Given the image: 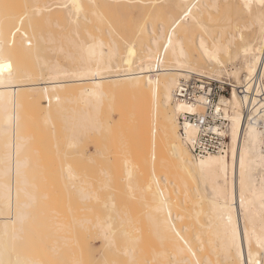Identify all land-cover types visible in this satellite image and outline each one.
I'll use <instances>...</instances> for the list:
<instances>
[{
    "label": "bare ground",
    "instance_id": "6f19581e",
    "mask_svg": "<svg viewBox=\"0 0 264 264\" xmlns=\"http://www.w3.org/2000/svg\"><path fill=\"white\" fill-rule=\"evenodd\" d=\"M101 8L115 23L125 43L123 46L110 35L112 34L111 30L97 12ZM221 8H225L224 11L220 10ZM233 15L243 16L247 19L248 25L231 26L228 20ZM75 16L87 17L92 21L89 25L84 22H75L71 25V29L76 32L91 30L89 37L79 44V54L70 56L75 65H71L70 61L66 64L51 61L48 53L40 48L39 56L34 54V57L39 64L45 66L47 72L46 77L40 75L38 81L34 82L31 79L34 57L28 49L29 40L22 37L20 34L22 28L15 21L26 19L27 24L35 29L50 31L52 23H64L68 18ZM204 17H208L212 22L222 21V23H216L212 27L203 22ZM138 20L141 22L136 24ZM244 27L249 29L247 33L243 31ZM106 31L109 32L107 36ZM137 33L138 35H136ZM56 34L63 35L60 32ZM54 37L56 36L54 35ZM68 45L73 46L69 42ZM232 47L234 48L232 49ZM224 56L227 57L226 60L223 58ZM227 65L230 67L228 68ZM195 67L198 68L195 69ZM204 67H207L208 71L201 70L205 69ZM25 68H28L24 71L28 79H21L18 83H14L12 78ZM191 75L210 77L221 82L232 79L230 82H233L234 87L245 89L244 93L239 94L233 88L230 97L222 96L219 99L217 109H221L230 121V145L223 153L195 157L181 136L179 115L203 111L200 105L178 101L174 97V91L179 81L183 78L187 79ZM72 82L78 83L73 88H67V85ZM117 85H122L127 90L120 89L121 91L118 92V89L114 87L116 88L115 92V89L112 88L114 96L117 97L118 95H115L117 93L119 96L122 94L124 104L127 101L132 104L127 102V105L131 106V110L129 106L126 108L125 105L124 107L122 101V103L119 101L121 105L117 108L118 101L116 99L115 102L114 99L113 103L106 104V106L112 104L113 110L110 111L111 107L108 106L107 109L110 110H106L109 114L106 111L108 115L104 113L105 117L100 119L98 114L101 96L108 93L105 91V87ZM113 92H111L112 96ZM122 92L130 93V95L127 96V93L124 95L125 93ZM36 95L41 98L38 105L44 103L43 125L39 124L38 113L41 115V112L33 110L37 113V118L35 113V116H32L31 108L27 107L29 99ZM126 96L129 98L125 101ZM66 101H76L70 112L65 109ZM39 102L41 103L39 104ZM25 103L30 111L26 108L24 111ZM49 103L55 104L56 107L52 105L50 108ZM114 107L118 109H116L117 112L125 116L119 117H124L120 119L122 124L126 120L128 123H132V110L136 113L135 124L125 122L122 133H120L122 125L119 120L120 124L115 126V130L112 127V125H116L115 122L118 123L110 117V113H116ZM125 108L129 110L125 111ZM128 111H131V113L129 112L131 115H128ZM27 114L28 116H26ZM130 117L131 120L126 119ZM54 118H56V123H53L55 122ZM30 119L33 120L32 124ZM44 123L47 127L44 126ZM57 123L58 125L61 123L62 127V134L60 133L58 136L54 129ZM27 125L31 127L29 131L32 130V134L31 131L28 133L29 135L26 133L29 132ZM39 125H41L40 129L43 127L42 131L51 132L54 129L52 131L54 135L56 134V138L61 136L59 137L60 141L52 135L53 133L50 134L52 147H55H51L52 153L58 157V153L63 154L60 159H67H64L61 164H56V166H60L56 167L54 173L49 172L48 169L49 174L47 171L44 174L41 173L44 171L42 165L45 166L44 156L40 153L38 155L36 152L39 150L37 148L33 150L30 145L31 136L32 145L38 143L36 135H39L38 132L41 131L37 130ZM48 125L52 129L48 128ZM106 127L112 128L113 131L110 129L112 136L116 134V131L119 133L115 137L110 136L113 138L111 139L108 137L110 135L107 134L108 131L104 132ZM102 128L104 137L100 133L99 136L94 135ZM124 129L127 131L130 129L128 133H132V135L126 133ZM159 129L162 130L166 140L167 155L159 152ZM185 130L187 138L195 134V129L190 125H187ZM87 134L90 138H86ZM121 134H126L129 137ZM91 135L98 136L95 137L96 139L102 137L105 147L102 145V138L96 140ZM53 136L57 144L59 141L60 147L55 145V142L52 143L55 140ZM0 137L4 139L0 142V264H43V262L46 264H64L63 262L65 264H81L83 261L85 264H96L95 261L99 260L101 261L99 264L107 262H109L108 264L112 262H114L113 264H126L125 262H129L127 264H264V0H0ZM91 137L94 142L96 140V144L98 141L99 145H94V143L93 150L88 149L87 153H83L85 152L83 144L90 145ZM107 138L110 139V142ZM114 138H118L119 142ZM130 138L136 146L147 140L146 154L138 152V156L133 158L132 152H130L132 147L129 148L131 145L128 143ZM83 139L84 141L86 139V142L87 139L88 142L91 141L84 143ZM81 140L82 144H80ZM114 140L116 145L113 144ZM106 142L109 145L112 143L113 147L107 145ZM117 142L121 143L119 146L124 147L120 148ZM108 146L118 150V153L112 149L113 152H110L107 149ZM115 146L117 147L114 148ZM80 148L82 151L79 150ZM54 149L57 150V153ZM32 150L36 152L34 153ZM77 150L78 153H75ZM128 150L132 157V163L128 160V158L130 159V156H127L129 154L125 152ZM115 152L117 156L124 152L123 154L128 158L120 155L117 158L121 161L118 160L119 165H117V161L112 162L116 159ZM69 153L71 157H74H69V159L67 156ZM98 153H101L100 157ZM108 153H113L111 155L113 160H109ZM83 154L85 158L82 157ZM103 154L106 155V159L103 158L105 155L101 157ZM107 155L109 156L107 157ZM77 156L79 158H76ZM121 156L125 160H122ZM81 157L83 162L87 158L91 167L87 163L83 165ZM94 157L100 158V161L103 158V163L99 162L97 158L93 160ZM74 158L77 162L80 159L79 164L85 167L80 166L76 161L74 163ZM61 160L57 159L56 162L60 163ZM69 160L71 161L69 162ZM89 160H93L92 163ZM38 161L39 163H37ZM94 161H97L98 164ZM122 161L125 163L124 169L123 164L120 166ZM99 163L103 164L104 169ZM108 163L110 167H108ZM93 164L98 167L97 173H99V168L102 169L100 175L97 174L98 180L95 179L96 170L95 175L92 170ZM37 165L38 171L35 170ZM115 166L116 168L119 166L121 171L116 170ZM80 167L85 168V170L83 169L85 173L87 172L85 175ZM86 168H90L88 170L94 175L91 179L93 182L96 181V184L97 181H101L100 176L107 179V182L103 178L104 182L98 183L99 186L103 183V188L108 186L106 188L108 192L101 187L102 191L107 194L110 191L107 196L100 199L102 207L105 209V213L102 210L104 214L100 215L98 214L99 210H94V212L98 211L96 213L98 215H96L90 207L91 203L89 202L98 198L100 195L98 190L101 188L99 186L94 188L93 184L95 185V183L92 184L91 179H85L92 175ZM108 171L114 174H111L110 177L106 175ZM121 173L124 174L123 177H121ZM46 174L49 175V178L51 177L50 180H57L55 181L57 185L62 182L60 185L62 188L60 187L61 189L58 188V190H62V193L66 191V196L70 192L73 193L75 198L71 194L72 198L74 201L77 198L79 201L77 200L76 203L81 205H78L79 210L84 206L88 211L79 212L75 209L73 212L69 209V205L68 209L64 206L69 212L66 215L64 210H58V212L57 208L52 207L48 212L43 208L45 200L50 201V199H46L50 196L47 195L46 189L44 190L47 179L43 178H46ZM82 174L87 177L83 178ZM118 174L120 175L119 179L115 177ZM38 178L46 181H44V186L42 185L43 189L38 186L41 184ZM110 178L117 179L112 181L113 184L117 183L115 186L111 183L112 179L109 180L110 183L108 182ZM36 179L39 182L35 181ZM175 180L178 184L175 183ZM56 183H53V187ZM121 183L122 191L130 190V192L124 190L123 193L125 196L126 193L127 195L131 194L129 197H132L135 207V209L132 208V214L129 213V211L131 212L129 209L126 210L127 212L124 211L127 208L123 210L125 205L119 207L121 209L123 206L122 211L114 205L115 201L113 202L112 199L114 195L111 196L110 188L113 191H121L117 188V185ZM47 184L52 187V184ZM110 184L115 189L109 187ZM67 191L70 192L67 193ZM97 191L99 195H97ZM61 192L58 193L59 196L62 195ZM127 197L126 200H129L130 198ZM42 198L43 200L45 198L43 203L40 201ZM36 206L39 208L38 211L41 210L38 214H36ZM137 207H140V211L136 210ZM42 209L46 215L43 214ZM32 210L36 212L34 215L37 217V221L35 217L31 216ZM33 211L32 213H34ZM52 212L54 213L52 214ZM56 213H60V216L63 215L64 221L62 219L60 221V216ZM64 215L69 216V220L73 216V219L67 222ZM41 216H43L42 218L47 216L46 219H49H43L44 223ZM65 220L66 224H64ZM189 220H193V222H188ZM47 221H50L49 224ZM114 223L117 226H114ZM30 224L34 230H37L35 232L31 229L35 233L33 237L35 240V236H38L37 240L41 241L47 236L49 237L50 244L46 241L47 239L42 242L38 240L41 243L36 240L37 244L40 243L42 246L38 247L37 245L35 249V251L41 250L38 255H47L48 263L45 262L46 260L42 262L40 260L42 258L38 259L39 256L34 258L36 252L30 254L31 251L26 250L29 249V246L25 249L29 255L26 251L23 252L24 248L22 247H26V244L29 243H26L25 239L28 237L26 234L30 231H27L28 228L30 229L28 227ZM40 224L44 226L40 227ZM51 226L53 228L49 230ZM76 230L77 232H75ZM82 231L90 233H85L89 236L88 239V236L84 235L89 240L85 243L78 237ZM42 232L45 236L42 235ZM63 232H67L70 236ZM74 232L77 235L75 234V237L72 238L71 233ZM115 232L120 234L123 239L125 238L124 241L121 242L118 239L119 236H114ZM31 233L30 238L33 236ZM29 237L26 241H29ZM122 237H120L121 240H123ZM34 239H30L29 244L35 241ZM70 239L72 241L76 239L78 245L83 244L79 245L80 248L76 245V241V244L66 245L65 242L68 241V244ZM93 240H98L99 245H96ZM46 242L50 245L49 249ZM61 243L70 246L71 253H77L74 256L73 253H68L64 245L61 247ZM45 244L46 250H50L51 254L43 249ZM85 244L88 250L85 249L83 254L81 251L82 248H86ZM114 244L116 247L122 245L120 249L114 247L116 251L119 250L117 251L118 255L112 250L109 251V248ZM74 249L75 251H73ZM106 251L111 252L112 255L108 252L107 254ZM52 253L58 254V256L52 257ZM103 253L107 255L109 261H105L107 257ZM119 253L120 257H118ZM77 254H81V257ZM84 256L87 257H85L87 260ZM51 260L54 263H50ZM114 260L118 263H115Z\"/></svg>",
    "mask_w": 264,
    "mask_h": 264
},
{
    "label": "rangeland",
    "instance_id": "374dc122",
    "mask_svg": "<svg viewBox=\"0 0 264 264\" xmlns=\"http://www.w3.org/2000/svg\"><path fill=\"white\" fill-rule=\"evenodd\" d=\"M224 9H225V8H221L220 10L224 11ZM97 12H98V14L102 17V19H103L104 22L106 23L107 27L111 30L112 34H110V35H112L116 40H118L119 44H120L121 46H123L125 43H124V41H123V38H121V36H120V32L117 30V27H116L115 23L113 22V20H112V19H111V18H110L105 12H104V10H103L102 8H101V10H98ZM217 13H219V12H217ZM219 14H220V13H219ZM217 15H218V14H217ZM208 19H209L208 17H204L202 20H203L204 23H206L207 25L212 26V27H213V25L216 24V23H222V21H216V23H215V22H212L210 19H209V20H208ZM148 20H149V19H148ZM75 22H84V23H86V24L89 25V24H91L92 21H91V19H89V18H87V17L84 18L83 16H75V17H73V18H68V20H66L64 23H62V22H54V23H52V25H51L52 28H51L50 31H45V30H42V29H35L34 27L29 26V25L27 24L26 19H21V20H16V21H15V23H16L17 25H19V26L22 28V31L20 32V34L22 35V37H24V38H26V39L29 40L27 45H28V49H29V51H30V54H31V55L33 54V57H34V54H37V55H38V54L40 53V48H42L43 50H45V51L48 53V55H49L51 61H59V62H62V63H64V64H66L68 61H70L69 63H70L71 65H73V66L75 65V62H72V59H71L72 56H71V55H73V56H77V55L79 54V51H78V50H79V44H80L82 41H84L85 38L89 37L90 31H91V30H83V31H81V32H76V31L72 30V29H71V25L74 24ZM139 22H141V20H138V21L136 22V24L139 23ZM228 23H229L231 26H233V25L241 26V24H242V25H245V26L248 25V23H247V19L244 18L243 16H238V15H233V16H231V18L228 20ZM209 26H208V28L211 29V27H209ZM243 31H245V33H247V32L249 31V29L244 27V28H243ZM57 32L63 33V35H59V34L57 35V34H56ZM105 34H106V36H107V34H109V32L106 31ZM54 35H55L56 37H54ZM136 35H138V33H137ZM136 35H135V37H136ZM139 35L141 36L142 34H139ZM68 42H69V44H72L73 46L68 45ZM233 48H234V47H232V49H233ZM38 56H39V55H38ZM70 56H71V57H70ZM223 58H224L225 60L227 59L226 56H224ZM227 67L229 68L230 65H227ZM197 68H198V67H195V69H197ZM204 68H205V69H201V70H205V71H206V70H207V67H204ZM25 70H28V68L22 69V72H21L20 74H18L17 76H14V77L12 78V80L14 81V83H18L19 80H21V79H28V78L26 77V75L24 74V71H25ZM31 70H32V74H33V76H32L31 79H32L34 82H37V81H38V78H39L40 75L46 77V72H47V71L45 70V66L42 65V64H39V63L36 61V58H35V57H34V65H33V68H31ZM207 71H208V70H207ZM230 79H231V78H230ZM230 81H232V79H231ZM77 83H78V82H72V83H70V85H67V88H69V89H70V88H73ZM114 87H116V88L118 89V92L121 91V90H122V91L127 90V89H125L122 85L105 87V91L108 92V93H107V94H103V95L101 96V104H100V107H99V114H98L99 117H100V119H101V117H105V116H103L104 113H105V115H108V114H109L107 110H110V109H111L110 111L113 110V109H112V104H111L110 106H109V104H108V106L111 107L110 109H109V108L107 109L108 106H106V104H107V103H110V102H112V101H114V99H115V102H116V99H117V101H118V102L116 103V104H117V108L120 107V105H121L122 102H123L122 104L124 105V107H125V105H126V108L129 106V109H130V107H131L130 105H127V104L129 103L128 101H127L128 103L125 102L126 104H124V101H123L124 99H123V95H122V94L119 96V94L116 92L117 94H115V95H118V96H117V97L114 96V92L116 91V88H114ZM112 88L115 89L114 92H113V89H112ZM106 89H109V90H106ZM120 89H121V90H120ZM123 89H124V90H123ZM109 91L113 92V96L111 95L112 93L109 92ZM122 93H125L124 95H126L127 92H122ZM127 94H128V93H127ZM129 95H130V93H129L127 96H129ZM127 96L125 97V101L128 100V98H129V97L127 98ZM114 97H115V98H114ZM120 97H121V98H120ZM40 99H41V98H39V96H37V95H36L35 97H34V96L31 97V98L29 99V101H28L29 104L27 103V107H28V108H31V112H33V113H32V116H35V114H36L37 118H38V115H37V113H35L33 110L36 109V110H35L36 112H41V115H40V113H38V114H39V118H40V119H39V120H40L39 124L41 123V124L43 125V123H42V117H43V114H42V113H43V110H44V103L39 102V104H40V103H41V104L38 105V101H39ZM121 99H122V100H121ZM34 100H35V101H34ZM131 100H132V99H131ZM40 101H41V100H40ZM119 101H120V102L122 101V102L119 103ZM129 101H130V99H129ZM32 102H33V105H34V106L32 105ZM73 102H74V103H73ZM73 102H72V101H66V102L64 103V104H65V109L67 110V112H70V111L72 110L73 105L76 104V103H75L76 101H73ZM35 103H37V104H35ZM112 103H113V102H112ZM118 103H119V105H118ZM129 104H131V103H129ZM35 105H36V107H35ZM49 105H50V108H51V106H52L53 104L49 103ZM131 105H132V104H131ZM115 106H116V105H115ZM27 107H26V103H25L24 109L26 108L27 110H29ZM32 107H34V108H32ZM53 107H56V105L54 104ZM124 107H123V109H124ZM117 108L114 107V109H115L114 112H116V113H110V114H111L110 117H112L113 120L115 119L114 121H117V122H118V120L120 121V119H123L125 116H124L123 114H120L119 112H117V111H116ZM121 108H122V107H121ZM126 108H125V111H126V110H129V109H126ZM26 109H25L24 111H26ZM37 109H38V111H37ZM106 109H107V110H106ZM119 109H120V108H119ZM101 110H105V111L103 112V111H101ZM117 110H118V109H117ZM130 110H131V109H130ZM29 111H30V110H29ZM106 111H107L108 114H106ZM27 112H28V111H27ZM27 112H26V113H27ZM129 112L131 113V111H128V112H127L128 115H131ZM26 113H25V114H26ZM28 113H29V112H28ZM34 113H35V114H34ZM119 114H120V115H119ZM124 114H125V113H124ZM100 115H101V116H100ZM122 115H123L124 117L119 118V117L122 116ZM125 115H126V114H125ZM128 115H127V116H128ZM26 116H28V114H27ZM30 116H31V115H30ZM117 116H118L119 119L117 118ZM127 116H126V117H127ZM110 117H109V118H110ZM128 117H129V116H128ZM33 118H34V117H33ZM109 118H108V119H109ZM135 118H136V113H135V111L132 110V123H128L127 120H126L125 122H127L128 124H132V125H134V124H135ZM55 119H56V118H54L53 121H55ZM104 119H105V118H104ZM110 119H111V118H110ZM126 119H130V120H131V117H130V118H126ZM26 120H27V119H26ZM30 120H32V119H30ZM34 120H35V118H34ZM36 120H37V119H36ZM124 120H125V119H124ZM37 121H38V120H37ZM57 121L59 122V120H57ZM114 121H113V123H114ZM128 121H129V120H128ZM111 122H112V119H111ZM120 122H121V121H120ZM120 122H118V123L115 122L116 125H112V127L114 128L113 130H115V126L117 127V124L119 125ZM125 122H123V124H124ZM32 123H33V120H32V122H31V124H32ZM36 123H37V122H36ZM36 123H35V124H36ZM53 123H56V121L53 122ZM28 124H30V123H28ZM123 124H122V122H121V125H122V126H121V125H120V126H121L122 129H120V130H121L120 133H122L123 126H125V125H123ZM37 125H38V124H37ZM37 125H35V126H37ZM110 125H111V124H110ZM44 126H46L45 123H44ZM128 126H129V125H128ZM27 127H28V125H27ZM38 127H39V128L37 129L38 131H40V130L43 128V127H42V128L40 129L41 125H39ZM46 127H47V126H46ZM46 127H44V128L46 129ZM49 127H50V126L48 125V128H49ZM55 127H56V128H54V129H56L55 133H56L57 136H58V134L61 133V129H62V127H61V123H59V125H58V123H57V124L55 125ZM109 127H111V126H109ZM118 127H119V126H118ZM29 128H31V127H28V128H27L28 131H29ZM36 128H37V127H36ZM48 128H47V129H48ZM50 128H51V127H50ZM107 128H108V127H106V129H105L104 132L107 133V131H108L107 134H110L113 130H112V128H110L112 131H111L109 128H108V130H107ZM124 128H125V127H124ZM130 128H131V127H130ZM27 129L25 128V131H26ZM39 129H40V130H39ZM45 129H44V130H45ZM51 129H52V128H51ZM54 129H52V130L54 131ZM33 130H34V126H33ZM37 130H36V131H37ZM52 130H51V132H50V131L47 132L46 130H45L46 132H45V131H42V130H41L40 132L37 131V132L39 133V135H36V134H35V135L38 136V138H37V142H38V143H37V145H34V146L32 145V142H31V141H32V139H31L32 136L30 137V145L32 146V149L34 150L35 148H37V150H39V151H38V152L35 151V152L38 153V155H39V153H40L41 155L43 154L42 156H44L43 158H44V164H45V166L42 165V166H43L42 169H44V171L41 172L42 174H44V172L47 171V169H48L49 172H53V173H54L56 167H57V166H60V165H57V166H56V164H61V163H63V162H64V161H63L64 159L67 160L66 158H63V160H61V159H62L61 157L63 156V154L58 153V155H59V157H58L57 155H54L55 153H54V154L52 153V152H53V149L51 150V147H52L53 144H51V136H50L51 133H53L52 135H54V132H53ZM116 130H117V128H116ZM124 130L126 131V133H128V131H129L130 129H128V131H127L126 129H124ZM30 131H31V134H32V130H30ZM30 131H29V132H26V133L28 134V133H30ZM34 131H35V130H34ZM110 131H111V132H110ZM37 132H36V133H37ZM101 132H102V133H101ZM104 132H103V128H102L101 131L95 133L94 135H96V134L98 135V134L100 133V135L103 136V133H104ZM114 132H115V131H114ZM114 132H113V133H114ZM129 132H130V131H129ZM46 133H47V134H46ZM106 133H105V134H106ZM118 133H119V132L116 131V134H115V133H114V134L117 135ZM123 133H124V131H123ZM56 134L54 135L55 138H56ZM61 134H62V133H61ZM128 134H129V133H128ZM130 134L132 135V133H130ZM130 134H129V135H130ZM28 135H29V134H28ZM33 135H34V134H33ZM94 135H91V136L94 137L93 139H96L95 137H98V136H99V135H98V136H94ZM115 135L112 136V135L110 134V135H108V137H110V136L115 137ZM121 135H123V134H121ZM54 136H53V138H54ZM85 136H86V135H85ZM123 136H126L127 138L129 137V136L126 135V134H124ZM34 137H35V136H34ZM59 137H61V136H59ZM59 137H57L56 139L58 140ZM87 137L90 138V136H88V134H87L86 138H87ZM103 137H104V136H103ZM106 137H107V135H106ZM112 137H110V138L113 139ZM119 137H121V136H119ZM131 137H132V136H131ZM53 138H52V140H53ZM55 138H54V139H55ZM101 138H102V137H101ZM101 138H100V139H101ZM56 139L53 140L52 143H54V142L56 141ZM60 139H61V138H60ZM60 139H59V140H60ZM93 139H92V137H91L92 143H90V145H89V144H83V145H84V149H85V150L83 149V151H85V152H83V153H87V150H88V149L93 150V149H94V146H93L94 143H95L94 145H99V142H98V141H97L98 144H96V140H100V139H96L95 142H94ZM114 139H116V140L119 142L118 138H114ZM122 139H126V138H122ZM2 140H4V139H3L2 137H0V142H1ZM91 140H90V141H91ZM105 140H106V139H105ZM105 140H104V142H105ZM107 140H108V138H107ZM109 140H110V139H109ZM109 140H108V141H109ZM120 140H121V139H120ZM158 140H159V142H158L159 152H160L161 154H163V155H167L166 140H165L164 137H163V133H162V130H161V129H159V132H158ZM33 141H34V140H33ZM45 141H46V143H45ZM60 141H61V140H60ZM81 141H82V140H81ZM83 141H84V139H83ZM83 141H82L80 144H82ZM90 141H89V142H90ZM108 141H107V142H108ZM114 141H115V140H114ZM114 141H113V144L116 143V141H115V142H114ZM127 141H128V139H127ZM146 141H147V140H145L143 143H141V145L136 146V145L131 141V138H130V140H129L128 143H129V145H131V146H129V148L132 147V148H131L132 151H130V152H132V157H133V158H136V156H138V154H137L138 152H139V154H146V151H147V148H148V144H147ZM85 142H86V139H85L84 143H85ZM89 142H88V139H87V142H86V143H89ZM101 142L103 143V138H102V141H101ZM107 142H106V144L109 145ZM109 142H110V141H109ZM118 142H117V145L119 146L121 143L119 144ZM120 142H122V141H120ZM123 142H124V141H123ZM125 142H126V141H125ZM33 143H34V142H33ZM35 143H36V142H35ZM35 143H34V144H35ZM130 143H131V144H130ZM56 144H57V142H55V145H56ZM80 144H79V145H80ZM110 144H111V145H109V146H112V147H113L112 143H110ZM83 145H82V146H83ZM88 145H89V146H88ZM102 145H104V143H103ZM114 145H116V144H114ZM122 145H124V144H122ZM125 145H126V143H125ZM31 146H30V148H31ZM45 146H46V147H45ZM57 146L60 147V145H59V141H58ZM86 146H87L88 148H87ZM109 146H108V147H109ZM44 147H45V148H44ZM59 147H57V148H59ZM85 147H86V148H85ZM101 147H102V146H101ZM103 147H105V145H104ZM116 147H117V146H115L114 148H116ZM119 147L122 148V147H124V146H119ZM43 148H44V149H43ZM52 148H55V147H52ZM57 148H56V149H57ZM61 148H62V143H61ZM95 148H96V147H95ZM106 148H107V147H106ZM106 148H104L106 151H107V149H109L110 152H113L112 150H114V151H117V153H118V150H116V149H113V148H110V147L107 148V149H106ZM120 148H119V149H120ZM125 148H126V147H125ZM56 149H54V150H56ZM77 149H78V148H77ZM98 149H99V148H98ZM111 149H112V150H111ZM117 149H118V148H117ZM123 149H124V148H123ZM131 149H130V150H131ZM135 149H136V150H135ZM33 150H32V152H34ZM79 150L82 151L81 148H80ZM101 150H102V149H101ZM105 150H104V151H105ZM120 150H121V149H120ZM44 151H45V153H44ZM48 151H49V152H48ZM50 151H51V152H50ZM106 151H105V153H106ZM123 151H124V150H123ZM32 152H31V153H32ZM35 152H34V153H35ZM125 152H127V153L129 154V155H127V156H130V155H131L130 152H129V150H128V151H125ZM56 153H57V150H56ZM75 153H78V150H77V152H75ZM75 153H74V154H75ZM81 153H82V152H81ZM81 153H79V155H81ZM102 153H104V152L102 151ZM123 153H124V152H123ZM123 153L121 152L120 155H122L124 158H126L127 156L124 155ZM74 154H73V155H74ZM98 154H99V155H98ZM98 154H97V155L100 157V154H101V153H98ZM108 154H109V153H108ZM112 154H113V153H112ZM112 154L110 153V154H109L110 156L107 155V157L109 156V160H113V159H112L113 156L111 157ZM125 154H126V153H125ZM38 155H37V156H38ZM41 155H40V156H41ZM53 155H54V156H53ZM76 155H77V154H76ZM79 155H78V156H79ZM104 155H105V154H103L101 157H103ZM114 155H116L115 158H116L117 160L115 159V160H113L112 162L115 163V161H117L116 164L119 165L118 160H119V161H121V160L118 159L117 157H119L120 155L118 154L119 156H117L116 152H115ZM34 156H35V155H34ZM40 156H39V157H40ZM67 156H68V158H69V157H71V154L69 153ZM67 156H66V157H67ZM78 156H77L76 158H79ZM95 156H96V154H95ZM122 156H121L120 158H122V160H123L124 158H123ZM51 157H52V158H51ZM73 157H74V156H72L71 158H73ZM82 157L85 158L84 154H83ZM82 157H81V161H82L81 163H83V165H84V163H87V165L89 166V163H88L87 158H86V160L83 158V159H84V162H83ZM105 157H106V155H105L103 158H105ZM132 157L130 156V159H129L128 157H127V158H128L129 161H131V160H132ZM35 158H37V157L35 156ZM56 158H57L58 160H61L60 163H59V161L56 162V160H57ZM60 158H61V159H60ZM95 158H97V157H94L93 160H96ZM103 158H102V161L99 160L100 158H97V160H99V162H102V163H103V161H104ZM52 159H53V161H52ZM69 159H70V158H69ZM74 159H75V158H74ZM105 159H106V158H105ZM79 160H80V159H78V162H77L76 159H75V160H74V163H75V161H76L77 164H79V163H80ZM93 160H92V161H93ZM107 160H108V158H107ZM124 160H125V159H124ZM51 161H52V162H51ZM70 161H71V160H69V162H70ZM86 161H87V162H86ZM90 161H91V160H89V162H90ZM92 161H91V163H92ZM40 162H41V164L43 163V162H42V157L40 158ZM72 162H73V161H72ZM94 162H95V161H94ZM94 162H93V163H94ZM108 162H110V161H108ZM37 163H39V161H38ZM50 163H51V164H50ZM52 163H53V165H52ZM95 163L98 164L97 161H96ZM95 163H94V164H95ZM102 163H99V164H102ZM106 163H107V161H106ZM110 163H111V162H110ZM131 163H132V161H131ZM131 163H130V164H131ZM49 164H50V165H49ZM71 164H73V163H71ZM94 164H93V165H94ZM111 164L114 165L113 163H111ZM122 164H123V166H122ZM79 165H80V164H79ZM79 165H77V166L79 167ZM83 165L81 164L80 166H83ZM85 165H86V164H85ZM87 165H86V167H87ZM90 165H92V164H90ZM112 165H111V166H112ZM39 166H40V165H39ZM50 166H51V167H50ZM98 166H100V165H98ZM120 166H122L123 169H124V167H125V163H124V161L121 162V165H120ZM53 167H54V168H53ZM83 167H85V166H83ZM89 167H91V166H89ZM92 167H94V168H92V170H94V175H95V170H96V175H97V174L100 175L101 170L104 169V166H103V164H102V167H103V168H102L101 170H100V168H99V173H97V172H98V170H97V169H98L97 165H96V166L94 165V166H92ZM96 167H97V168H96ZM100 167H101V166H100ZM106 167H107V164H106ZM108 167H110V164H109V163H108ZM35 168H36L35 170L38 171V169H37V168H38V165H37ZM59 168H60V167H59ZM76 168H77V167H76ZM80 168H81V167H80ZM80 168H79V169H80ZM112 168L114 169V166H113ZM42 169L40 168V170H42ZM57 169H58V168H57ZM81 169H82V168H81ZM83 169L85 170V168H83ZM83 169H82V172H84ZM88 169H90V168H86V170H88ZM113 169H111V170H113ZM115 169H116V170L119 169V166H118L117 168H116V166H115ZM50 170H51V171H50ZM59 170H60V169H59ZM105 170H107V169L105 168ZM116 170H115V174H116ZM119 170H120V169H119ZM48 171H47V173H48ZM78 171H79V170H78ZM88 171L91 173L90 170H88ZM120 171H121V170H120ZM123 171H124V170H123ZM123 171H122V172H123ZM79 172H81V171H79ZM82 172H81V173H82ZM89 172H88V174H90ZM92 172H93V171H92ZM106 172H107V171H106ZM110 172H111V171H108V174H106V175L110 176L111 174H114L113 172H111V173H110ZM38 173H39V172H38ZM53 173H51V174H53ZM58 173H59V172H58ZM86 173H87V172H86ZM86 173L84 172L83 174L85 175ZM35 174H37V173H35ZM39 174H40V173H39ZM48 174H49V173H48ZM48 174H46V178H43V179H45V180L47 179V180H46L47 182L44 180V181L46 182V183H45V188L43 187V186H44V181L41 180L42 177H41V178H38V179H40V180H39L40 182L37 181V179L35 180V181L41 183V184L38 185L39 188H42V189L44 188V190L46 189L45 191H47V193H48L47 195L50 196V198H48V197L46 198V195H45V198H46V199H50V201H48V202H47V200H45V198H44V200H45L46 202H44L43 198L40 200L42 203H43V202L45 203L43 208H45L46 210H48V212L50 211V208H52V207H54L55 209L57 208V211H58V210H60V211H61V210H62V211L64 210V211L67 213L66 215H68V213H69V212L66 211V210L69 208V207H67V206H69V205H70V208H69V209L73 210V212H75V211H74L75 209L79 210V206H78V205H80V204H77V203H76L77 200H78L77 198H76L75 201H74V199L72 198V197L74 196L73 193L70 192V191H69V192H70V193H69V192L67 191V193H69L70 195L68 194V195L66 196V191H64L65 193H64V192L62 193V192H61L62 190H58V188H59V189L62 188V187L60 186L62 182H61L59 185H57V183L55 182V181H57V180H55V181H54V180H50L51 177L49 178V175H48ZM51 174H50V175H51ZM83 174H82V175H83ZM88 174H87V175H88ZM91 174H92V175H89L90 178H89V176L87 177V176H84V175H83V178L87 177V178H85V179H91V177L94 176L93 173H91ZM102 174H103V173H102ZM102 174H101V175H102ZM121 174H122V173H121ZM40 175H41V174H40ZM80 175H81V174H80ZM96 175H95V179L98 180V179H99V178H98V175H97V177H96ZM106 175H105V176H106ZM123 175H124V174H122L121 177H123ZM41 176H43V175H41ZM44 176H45V175H44ZM47 176H48V177H47ZM51 176H52V175H51ZM55 176H56V175H55ZM58 176H59V175H58ZM108 176H107V178H109ZM113 176H115V175H113ZM113 176H112V177H113ZM119 176H120V175L118 174V175H116L115 177H118V179H119V178H120ZM56 177H57V176H56ZM101 177H102V176H100V180H101L100 182H104V181L107 180L106 177H105V178L103 177V178H104V181H102L103 178H101ZM110 177H111V176H110ZM35 178H37V177H35ZM52 179H53V177H52ZM55 179H57V178H55ZM111 179H112V178L108 179V182H109V183H110L109 180H111ZM113 179H114V178H113ZM113 179L111 180V183H112ZM58 180H59V179H58ZM114 180H117V179L115 178ZM41 181H42V182H41ZM48 181H50V182H48ZM88 181H89V180H88ZM37 182H36V183H37ZM59 182H60V181H59ZM59 182H58V183H59ZM90 182H91L92 184L95 183V185L93 184V187H94V188H95V186H99L98 183H100L99 181H97V184H96V181L93 182L92 179L90 180ZM106 182H107V181H106ZM119 182H120V181L118 180V184H119ZM47 183L52 184V187H53V183H56V184H54V187H53L54 189L51 187V185H49V184H47ZM114 183H115V181H114ZM175 183L178 184L176 180H175ZM46 184H47L48 186H47ZM102 184H103V183L100 184L101 186H99V188H101V187L103 186ZM107 184H108V183H107ZM112 184H113V183H112ZM115 184H117V183H115ZM115 184H113V185L115 186ZM42 185H43V186H42ZM108 185H109V184H108ZM40 186H41V187H40ZM49 186H50V187H49ZM118 186H119V187H118ZM120 186H122V183H121L120 185H117V188H118L119 190H121ZM60 187H61V188H60ZM63 187H64V186H63ZM107 187H108V186H107ZM107 187H106V188H107ZM109 187H113V186L110 184ZM122 187H123V186H122ZM96 188H97V187H96ZM102 188H103V187H102ZM102 188H101L100 190H98V188H97V190L100 191V192H99L100 195L98 194V191H97V195H99L100 197L98 196L97 199L93 200V201H95V202H93V201L89 202V203H91V206H90V207H92L93 212H94V210H99L100 212H99L98 214H100V215H101V213H102L103 211H104V213H105V209L102 207V203L100 202V199H101V198L103 199L105 196H107V195L110 193V191H109V193L107 194L108 190H107L105 187H104V188L107 190V192L102 191ZM104 188H103V189H104ZM113 188H114V187H113ZM117 188H116V189H117ZM105 189H104V190H105ZM114 189H115V188H114ZM122 189H123V188H122ZM44 190H43V191H44ZM50 190H51V191H50ZM64 190H65V189H64ZM110 190L112 191L111 196L114 195V196L112 197L113 202L115 201V202H114V205H115L116 207L118 206L117 208H118L119 210H121V211H122V207H123V206L121 207V209H120L119 207H120L121 205H125L126 207L124 206L123 210H124L125 208H127V209H125L124 211H126V210L128 211V209H129V210H131V212L129 211V213L132 214V211H133L132 208L135 209V207L133 206V203H134V202L132 203V201H133V200H132V197H131V196L129 197V195H131V194L128 193V195H127V193H126V196H125V195H124L125 193H123L124 190H125L126 192H130V190L127 191L126 189H124L123 191L121 190L122 192H121V191H118V192H121V193H118L117 190H116V191H115V190L113 191V189H111V188H110ZM40 191H42V190H40ZM57 191L61 192L62 195L59 196V194H58L59 192H57ZM42 193H43V192H42ZM44 193H46V192H44ZM44 193H43V194H44ZM61 193H60V194H61ZM131 193H132V191H131ZM51 194H52V195H51ZM56 194H57V196H56ZM71 194H72L73 196H71ZM122 194H123V195H122ZM101 195H102V196H101ZM117 195H118V196H117ZM62 196H63V197H62ZM65 196H66V197H65ZM127 196L130 198V199H129L130 201H129L128 199L126 200V197H127ZM128 197H127V198H128ZM57 198H58V199H57ZM69 198H70V199H69ZM71 198H72V199H71ZM74 198H75V196H74ZM114 198H115V200H114ZM51 199H52V200H51ZM65 199H66V200H65ZM123 199H124V200H123ZM54 200L56 201V203H55ZM67 200H68V201H67ZM125 200H126V201H125ZM59 201H60V202H59ZM61 201H63L64 203L61 202ZM78 201H79V200H78ZM101 201H102V200H101ZM128 201H129V202H128ZM41 202H40V203H41ZM57 202H58V204H57ZM59 203H60V204H59ZM67 203H68V205H66ZM81 203H83V202L81 201ZM124 203H125V204H124ZM49 204H50V205H49ZM62 204H63V205H62ZM64 204H65V205H64ZM83 205H85V203H83ZM83 205H82V206H83ZM39 206H40V204H39ZM41 206H43V205H41ZM59 206H60V207H59ZM64 206H66L67 209H66ZM80 206H81V205H80ZM37 207H38V206H36V208H37ZM101 207H102V208H101ZM116 207H115V208H116ZM36 208H35V210H36ZM80 208H81V207H80ZM82 208H83V209H82ZM82 208L79 210V212L82 211V210H83V212H84V210L86 209V207H84V206H83ZM100 208H101V209H100ZM40 209H41V207H40ZM137 209H139L138 211H140V207H139V208L137 207L136 210H137ZM33 210H34V208H33ZM33 210H32V211H33ZM38 210H39V208H37V211H36L37 213H36L35 211H33L34 213H32V211H31V214H32L31 216H33V218L35 217V220H36V221H37V219H36L37 217H36L34 214H35V213L38 214V212H41V210H40V211H38ZM52 210H53V209H52ZM77 210H76V211H77ZM90 210H91V208L89 209V211H90ZM102 210H103V211H102ZM43 211H44V209H42V212H43ZM86 211H88V209L85 210V212H86ZM127 211H126V212H127ZM58 212H59V211H58ZM65 212H64V213H65ZM70 212H71V211H70ZM73 212H72V213H73ZM83 212H82V213H83ZM97 212H98V211H97ZM97 212L95 211L94 213L96 214ZM53 213H54V212H52V214H53ZM60 213H61V212H60ZM60 213H58V214L56 213V214H57L58 216H60V215H59ZM77 213H78V212H77ZM94 213H93V214H94ZM104 213H102V214H104ZM43 214H44V212H43ZM74 214H76V213H74ZM93 214H92V215H93ZM95 214H94V215H95ZM98 214H96V215H98ZM127 214H128V213H127ZM127 214H126V215H127ZM131 214H130V215H131ZM40 215H42V214H40ZM40 215H38V216H40ZM44 215H46V213H45ZM48 215H49V214H48ZM48 215H47V216H48ZM54 215H55V214H54ZM66 215H64V216L66 217V220H67V222H68V220H69L68 217H69V216L67 217ZM77 215H79V214H77ZM77 215H76V217H77ZM130 215H128V216H130ZM47 216H46V217H47ZM55 216H56V215H55ZM71 216H72V215H71ZM42 217H43V216H41V218H42ZM46 217L42 218V221H43L44 223H45V220H43V219H46ZM51 217H54V216L51 215ZM62 217H63V215L60 216V221H61V219L63 220L64 217H63V218H62ZM74 217H75V216H74ZM81 217H82V215H81ZM83 217H84V215H83ZM126 217H127V216H126ZM38 218H40V217H38ZM55 218H56V217H55ZM129 218H130V217H129ZM47 219H49V218H47ZM47 219H46V220H47ZM71 219H73V216L71 217ZM71 219H70V220H71ZM131 219H132V215H131ZM53 220H54V218H53ZM56 220H57V218H56ZM66 220H65V223H64V224H66ZM70 220H69V221H70ZM38 221H39V220H38ZM42 221L40 220V222H42ZM63 221H64V220H63ZM190 221L193 222V220H189L188 222H190ZM40 222H39V223H40ZM49 222H50V221H47V224H49ZM34 223H35V222H34ZM34 223H32V225L35 226ZM36 223H37V222H36ZM44 223H43V224H44ZM41 224H42V223H41ZM41 224H40V227L46 225V224H44V225L41 226ZM52 224H54V223H52ZM67 224H68V223H67ZM114 224H115V223H114ZM32 225H31V224H30V226L28 225V227H30V229L27 227V228H28L27 231H29V230H30V231H29L26 235H28V237H29V236H31L30 233L32 232L31 234H33V236H32V238H30V237H29V238L33 240V239H34L33 237H34V234H35V233H33L32 230H34V228H36V226L33 228ZM37 225H38V223H37ZM62 225H63V224H62ZM71 225H72V224H71ZM71 225H70V226H71ZM74 225H75V224H74ZM74 225H73V227H75ZM55 226H56V225H55ZM55 226H54V227H55ZM66 226H67V225H66ZM76 226H77V225H76ZM114 226H117V224H115ZM40 227H39V228H40ZM45 227H47V226H45ZM45 227H44V228H45ZM48 227H49V226H48ZM48 227H47V228H48ZM49 228H50V227H49ZM52 228H53V227L51 226V229H49V230H52ZM77 228H78V227H77ZM31 229H32V230H31ZM37 229H38V228H37ZM41 229H42V228H41ZM41 229H40V231H41ZM79 229H80V227H79ZM46 230H47V229H46ZM27 231H26V232H27ZM34 231L37 232V230H34ZM40 231H39V232H40ZM43 231H44V230H43ZM54 232H56V231H54ZM60 232H61V234H62V231H60ZM67 232L69 233V231H67ZM67 232H66V233H67ZM72 232H73V231H72ZM75 232H77V230H76ZM75 232H74V233H71V234H72V236H71L72 238L75 237V234L77 235V233H75ZM82 232H83V233H82ZM82 232H81L80 236H79V234H78V237H79V239H82V240H80V241H82V242L85 243V242L89 241V240H87V239L84 237V235H86L88 232H87V233H86V231H85V232L82 231ZM116 232H117V231H116ZM116 232L114 233V236H116V237L119 236L118 239H120L121 242L124 241L125 238L123 239V237L120 236V234H118V233H116ZM40 233H41V232H40ZM42 233H43V232H42ZM49 233H50V232H49ZM57 233H58V231H57ZM63 233H64V232H63ZM66 233H64V234H66ZM68 233H67V234H68ZM79 233H80V232H79ZM85 233H86V234H85ZM47 234H48V233H47ZM55 234H56V233H55ZM59 234H60V233H59ZM88 234H90V233H88ZM36 235H37V233H36ZM38 235H39V234H38ZM42 235H44V233H43ZM51 235L53 236V234H51ZM44 236H45V235H44ZM46 236H47V235H46ZM66 236H67V235H66ZM68 236H70V235L68 234ZM86 236H88V235H86ZM28 237L26 238L27 240H28ZM37 237H38V236H35L36 240H37ZM80 237H81V238H80ZM120 237H122L123 240H121ZM39 238H40V237H39ZM51 238H52V237H51ZM90 238H91V237H90ZM26 239H25V242H26V243H27V242L30 243L31 240L29 239V241H26ZM41 239H42V238H41ZM44 239H45V238H44ZM44 239H43V240H44ZM46 239H47V240H46ZM46 239H45V240L49 243V241H48L49 237H48V236L46 237ZM77 239H78V238H77ZM84 239H85L86 241H85ZM88 239H89V236H88ZM92 239H93V238H92ZM34 240H35V239H34ZM36 240H35V241H36ZM38 240H40V239H38ZM38 240H37V241H38ZM43 240H42V241H43ZM70 240H71V239H70ZM70 240H69V243L72 241V240H71V241H70ZM73 240H74V241H72L70 244H69V243L67 244L68 241L65 242L66 245H71V244L75 243V241H76V243H77V240H76V239H73ZM35 241H32L31 244L27 243V244H26V247L24 246V244H22V245L24 246V247H22V248H24V251H23V250H22V251L25 252L26 250H29V251H31L30 254H31L32 252H36L35 255H34V253H33L34 258L37 257V256H39V257H37L38 259H39V258H42V259H40L42 262L46 260L45 262L48 263V257H47V259H46V256H47V255L45 256V255H41V254H40V255H41V256H40V255H38V252L41 253V252H40L41 250H39V251H35V249L37 248V245H38V244H37V241H36V242H35ZM40 241H41V240H40ZM40 241H38V242H40ZM42 241H41V242H42ZM78 241H79V240H78ZM93 241H94V243H95L96 245H99L98 240H93ZM120 241H119V242H120ZM41 242H40V243H41ZM47 242H46V244H47ZM61 242H62V241H61ZM22 243H23V241H22ZM40 243H39L40 246L38 245V247H41V246H42V244H40ZM43 243H44V242H43ZM65 243H64V244H65ZM76 243H75V244H76ZM123 243H125V242H123ZM123 243H122V244H123ZM28 244H29V245H28ZM46 244L43 245V249H44V250H46ZM49 244H50V243H49ZM64 244L61 243V247H62ZM75 244H74V246L76 247V245H78V243H77L76 245H75ZM82 244H83V243H82ZM82 244H79V245L82 246ZM86 244H87V243H86ZM86 244H85V247H86ZM115 244H116V243H115ZM115 244L112 245V246L109 248V251L112 250L113 253H115L116 255H118V252H117V251H119V250L116 251V249L114 248V247H116ZM117 244H118V243H117ZM79 245H78V247L80 248ZM20 246H21V245H20ZM27 246H29V247H28L29 249H26ZM44 246H45V247H44ZM49 246H50V245L47 244V248H48ZM64 246H65V245H64ZM121 246H122V245H121ZM121 246L118 247V245H117L118 248H117V247H116V248H117V249H120ZM61 247H60V248H61ZM75 247H74V248H75ZM78 247H77V248H78ZM20 248H21V247H20ZM65 248H66V250L68 251V253H70V254L73 253V256L77 253V252H75V253L72 252V253H71V251H72L71 249H72V248H70V246H69V247H68V246H65ZM107 248H108V247H107ZM113 248H114V251H113ZM25 249H26V250H25ZM48 249H49V248H48ZM58 249H59V248H58ZM85 249L88 250L87 247H86V248H82V251H81L80 249H79V250L84 254V250H85ZM44 250H43V251H44ZM47 251L50 252V250H46V252H47ZM58 251H59V250H58ZM73 251H75V249H74ZM86 252H87V251H86ZM107 252H108V251H106V253H107ZM120 252H121V251H120ZM26 253L29 255V252L26 251ZM42 253L44 254V252H42ZM54 253H56V252H54ZM54 253H52V257L55 255ZM58 253H59V252H58ZM65 253H66V252H65ZM108 253H109V252H108ZM108 253H107V254H108ZM122 253H123V252H122ZM50 254H51V252H50ZM61 254H62V252H61ZM109 254H111V252H110ZM48 255H49V254H48ZM56 255L58 256V254H56ZM56 255H55V257H56ZM77 255H79V254H77ZM80 255H81V254H80ZM80 255H79V256H80ZM103 255H104V253H103ZM111 255H112V254H111ZM121 255H122V254H121ZM42 256H43V257H42ZM66 256H67V255H66ZM73 256H72V257H73ZM104 256L107 257L106 254H105ZM108 256H110V255H108ZM122 256H124V255H122ZM31 257H32V255H31ZM52 257H51V258L49 257V258L54 260V258H52ZM68 257H69V256H68ZM80 257H81V256H80ZM85 257H86V256H84V258H85ZM106 257H105V258H106ZM115 257H116V256H115ZM118 257H120V253H119V256H118ZM124 257H126V256H124ZM58 258H60V257H58ZM66 258H67V257H66ZM84 258H83V259H84ZM86 258H87V257H86ZM86 258H85V259H86ZM43 259H44V260H43ZM69 259H70V258H69ZM69 259H67V260H69ZM83 259H82V260H83ZM85 259H84V260H85ZM115 259H116V258H115ZM123 259H124V258H123ZM127 259H128V257H127ZM86 260H87V259H86ZM101 260H102V259H101ZM107 260L109 261V258H108V257H107V259H106L105 261L107 262ZM55 261H56V259H55ZM59 261H60V260H59ZM61 261H62V260H61ZM63 261H64V259H63ZM69 261H71V259H70ZM88 261H89V260H88ZM99 261H100V260H99ZM99 261H95L96 264H99V263L101 262V261H100V262H99ZM110 261H111V259H110ZM112 261H113V259H112ZM114 261H115V263L117 262L116 260H114ZM128 261H129V260H128ZM49 262H50V263H54L52 260L49 261ZM67 262H68V261H67ZM81 262H82V261H81ZM95 262H94V263H95ZM97 262H98V263H97ZM131 262H132V260H131ZM55 263H56V262H55ZM58 263H59V262H58ZM63 263L65 264V262H63ZM69 263H70V262H69ZM83 263H84V261H83ZM83 263H81V264H83ZM87 263H88V262H87ZM108 263H109V262H107L106 264H108ZM113 263H114V262H112L111 264H113ZM117 263H118V262H117ZM125 263L127 264V263H129V262H125ZM43 264H46V263L43 262ZM48 264H49V263H48ZM66 264H67V263H66ZM84 264H85V263H84ZM88 264H89V263H88ZM121 264H122V263H121Z\"/></svg>",
    "mask_w": 264,
    "mask_h": 264
},
{
    "label": "built area",
    "instance_id": "2783aa9c",
    "mask_svg": "<svg viewBox=\"0 0 264 264\" xmlns=\"http://www.w3.org/2000/svg\"><path fill=\"white\" fill-rule=\"evenodd\" d=\"M233 88L239 94L245 90L234 87L233 82L228 80L221 82L198 75L179 81L174 91L175 99L203 108L201 113H182L178 117L181 136L193 156L223 153L230 145V121L221 109H217V105L220 97H230ZM187 125L195 129V134L188 138L185 133Z\"/></svg>",
    "mask_w": 264,
    "mask_h": 264
}]
</instances>
